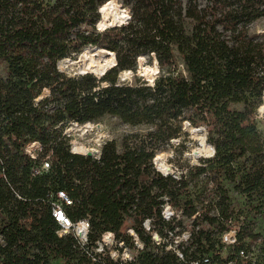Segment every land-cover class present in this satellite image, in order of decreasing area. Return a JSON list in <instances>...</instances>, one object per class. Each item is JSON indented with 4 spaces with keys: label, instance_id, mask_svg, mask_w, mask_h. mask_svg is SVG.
<instances>
[{
    "label": "trees",
    "instance_id": "16d2710c",
    "mask_svg": "<svg viewBox=\"0 0 264 264\" xmlns=\"http://www.w3.org/2000/svg\"><path fill=\"white\" fill-rule=\"evenodd\" d=\"M111 1L0 0V264H118L92 258L104 231L128 242L125 227L144 244L139 264H184L155 252L146 218L161 235L189 222L179 246L186 261L219 246L231 220L240 221V245L261 238L264 130L255 115L264 108V35L250 25L264 18V0H118L124 9ZM85 50L107 67L59 69ZM146 56L156 65L152 82L137 75ZM103 66L101 76L89 72ZM105 117L126 127L119 144L106 142L97 157L70 151L68 125ZM188 128L204 130L212 156L179 165L178 175L154 169L161 153L171 152L170 163L178 156L173 141L185 146ZM36 142L51 166L31 177L25 146L32 152ZM58 190L73 201L72 220L89 219L86 245L58 236L49 204ZM164 198L179 213L173 224L161 218ZM254 253L264 264V239Z\"/></svg>",
    "mask_w": 264,
    "mask_h": 264
},
{
    "label": "built area",
    "instance_id": "2783aa9c",
    "mask_svg": "<svg viewBox=\"0 0 264 264\" xmlns=\"http://www.w3.org/2000/svg\"><path fill=\"white\" fill-rule=\"evenodd\" d=\"M29 144V143H28ZM41 146L38 142L32 147V152L27 151V144L25 146L26 154L34 161V166L31 169V177L39 176L46 172L51 166L50 156L46 155L40 157ZM34 153V154H33ZM74 153V152H73ZM156 170H159L156 168ZM161 171V170H160ZM159 171V172H160ZM166 175L168 173H163ZM173 174V172H170ZM18 198L20 196L18 195ZM50 213L54 222L58 226V236L72 235L80 245L88 243V236L90 231V222L88 218H80L72 220L66 213L65 208L73 204L72 199L63 190H58L55 198L50 194L49 196ZM160 215L163 221L173 224V219L179 217L169 201L164 198L161 204ZM63 217L61 219L60 217ZM194 218V216L192 217ZM153 218H146L142 221L141 226L151 239V246H153L157 253L164 250L165 252L175 253L178 260L184 264H254L255 253L252 244L240 245L235 237L236 230H230L220 236V245L207 254L201 255L199 258L186 261L180 245L187 244L190 238L189 229L184 230L180 234H175L177 231L173 229L164 228L161 235L153 227ZM125 233L129 236V241L125 242L122 239L116 238L111 231H104L99 240L96 242L94 253L98 254L93 260H99L101 257L108 255L111 260L118 264H139L137 262V255L144 250V244L139 239L135 230L131 227L125 229Z\"/></svg>",
    "mask_w": 264,
    "mask_h": 264
},
{
    "label": "rangeland",
    "instance_id": "374dc122",
    "mask_svg": "<svg viewBox=\"0 0 264 264\" xmlns=\"http://www.w3.org/2000/svg\"><path fill=\"white\" fill-rule=\"evenodd\" d=\"M111 3L113 5H118L120 8L124 9L126 7H122L118 0H112ZM121 25V24H120ZM250 32L257 35H264V18H261L250 25ZM97 61L101 65L107 64L102 62L100 59H94L93 54L90 51H84L76 60H70V63L66 60L61 61L59 63V69L68 75L79 74L80 71H83L87 64L90 62ZM138 60V72L137 75L144 78L148 82H152L147 80L151 74H153V67L156 66L153 59H150L146 56L141 63L139 64ZM81 66V67H80ZM104 67V66H103ZM97 68V72H93V74L99 75L105 70L104 68ZM141 71V72H140ZM0 73H2V67L0 66ZM142 73V74H141ZM157 73V72H156ZM154 74V78L155 75ZM132 73L131 72H122L121 79L131 82L132 81ZM264 104V102H262ZM255 122L260 130H264V108H258L255 115ZM78 126V127H76ZM88 129V130H87ZM126 131V127L123 126L119 120L115 117H105L97 122H93L90 127L80 126L74 123H71L64 129V134L69 138L70 151L77 152L85 155L87 152L91 153V156L97 157L100 154L101 147L106 142H115L116 144L120 143V138ZM189 131V141L186 142L185 146L181 147L180 142L178 140L173 141V150L176 152L178 156L173 158L172 163L169 162L171 159V152L161 153L159 156V168L163 173L173 172L174 175H178L181 165L183 168L194 165L197 163L198 158H207L212 156L213 152L206 147V137L205 132L202 128H188ZM212 149V148H211ZM197 151L198 155H195L194 152ZM181 152V153H180ZM154 169H156V165L153 163ZM242 202L241 200H239ZM241 210L244 213L248 211V209L241 205ZM240 221L231 220L228 223V231L237 230L240 225ZM186 228L189 229V222L184 221ZM126 227L124 228V230ZM255 233L259 234L261 238L252 244L257 250L259 243L264 239V220L258 219L256 223ZM253 243V242H252ZM257 251V257L258 256ZM52 264H62L60 261L53 262Z\"/></svg>",
    "mask_w": 264,
    "mask_h": 264
},
{
    "label": "water",
    "instance_id": "95a60500",
    "mask_svg": "<svg viewBox=\"0 0 264 264\" xmlns=\"http://www.w3.org/2000/svg\"><path fill=\"white\" fill-rule=\"evenodd\" d=\"M129 10V9H128ZM99 12H100V7H99ZM129 14H130V10H129ZM129 19H130V17H129ZM112 26H115V25H110V26H108V27H112ZM108 27H106V28H108ZM97 29L99 30V28H98V23H97ZM105 29V28H104ZM114 55V54H113ZM116 64V60H115V56H114V63H113V65L112 66H114ZM112 66H110V67H112ZM106 70H104L101 74H99L98 76H101L104 72H105ZM157 72V71H156ZM83 73H86V72H82V71H80L79 72V74H83ZM49 91V90H48ZM194 154L195 155H198V152L197 151H195L194 152ZM87 156H91V153L89 152V153H87L86 154ZM153 163L155 164V158L153 159ZM158 171H160V170H158ZM161 172V171H160Z\"/></svg>",
    "mask_w": 264,
    "mask_h": 264
},
{
    "label": "bare ground",
    "instance_id": "6f19581e",
    "mask_svg": "<svg viewBox=\"0 0 264 264\" xmlns=\"http://www.w3.org/2000/svg\"><path fill=\"white\" fill-rule=\"evenodd\" d=\"M100 8H101V7H100ZM105 27H106V26H104L103 28H105ZM96 50H97V49H96ZM105 52H106V51H105ZM106 53H107L108 55H110L108 52H106ZM66 61L70 63V60H69V59H67ZM64 62H65V61H64ZM111 65H112V64H110V66H111ZM110 66H109V67H110ZM109 67H108V68H109ZM108 68H107V69H108ZM105 70H106V69H105ZM82 72H88V71H87L86 68H85ZM89 72L92 73L91 71H89ZM100 74H101V73H100ZM74 124H75V123H74ZM91 124H92V123H89V122H88V123L82 124V125H80V126L90 127ZM77 125H78V124H77ZM76 127H78V126H76ZM87 130H88V129H87ZM206 147H207L209 150H211V152H212V149H211V146H210V145L206 144ZM87 153H89V152H87ZM87 153H86V154H87ZM86 154H85V155H86ZM159 169H160V168H159ZM160 170H161V169H160Z\"/></svg>",
    "mask_w": 264,
    "mask_h": 264
},
{
    "label": "snow or ice",
    "instance_id": "6c2138e0",
    "mask_svg": "<svg viewBox=\"0 0 264 264\" xmlns=\"http://www.w3.org/2000/svg\"><path fill=\"white\" fill-rule=\"evenodd\" d=\"M60 218H61V219H63V217H62V216H61Z\"/></svg>",
    "mask_w": 264,
    "mask_h": 264
}]
</instances>
